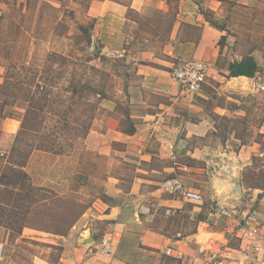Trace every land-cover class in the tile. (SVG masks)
I'll return each instance as SVG.
<instances>
[{"label":"crops","instance_id":"1","mask_svg":"<svg viewBox=\"0 0 264 264\" xmlns=\"http://www.w3.org/2000/svg\"><path fill=\"white\" fill-rule=\"evenodd\" d=\"M15 1L27 5L29 0H0V17ZM255 1L262 0H176L175 5L172 0H92L89 12L101 20V54L132 62L139 77H126L120 89L130 96L129 117L136 132L123 133L119 121L107 114L100 119L104 130L99 133L96 150L132 162L135 172L129 180L110 177L106 193L113 200L97 199L79 220L86 218L87 224L99 225L97 237L114 233V252L107 257L90 256L85 249L84 254L69 259V264H185L186 260L164 253L169 245L188 259L200 248L222 246L229 264L255 262L253 241L243 235L245 228L240 229L241 214L225 217L218 212L221 206L237 212L250 210L253 218L247 228L264 233V185L250 184L244 173L252 169L264 176V143L257 139L264 140V56L258 49L237 51L238 39L228 32L229 7ZM128 10L146 16L157 11L159 17L151 21L154 30L160 21H166L163 37L157 34L151 47L134 54L128 52L130 40L125 36L119 39L120 32L113 26L126 18ZM247 54H252L259 66L255 76H228L229 64ZM178 59H203L210 64L206 82L194 96L183 93L172 77ZM236 92L246 96L238 105L233 102ZM253 108L257 116L253 125L247 121L246 132L228 129V122L223 123L246 116ZM253 127L257 131L247 133ZM113 142L123 143L125 150H115ZM254 159L258 166L253 165ZM175 176L206 195L203 201H184L164 192L163 181ZM233 177L239 178L240 193L233 191ZM207 198L215 203L214 210L204 205Z\"/></svg>","mask_w":264,"mask_h":264},{"label":"rangeland","instance_id":"2","mask_svg":"<svg viewBox=\"0 0 264 264\" xmlns=\"http://www.w3.org/2000/svg\"><path fill=\"white\" fill-rule=\"evenodd\" d=\"M121 1L130 2V0ZM91 2L92 0H29L27 5L25 2H12L0 17V66L2 67L0 70L2 71L1 82H3L7 68L13 63L26 65L16 67V70L20 71L22 75L28 74V67L31 64L32 68L37 69L41 83L48 85L56 93L69 87L70 81L74 78L76 81L92 78L94 76L92 71H89L80 62L86 57L93 58L90 64L101 69V72L96 74L95 82L108 93L107 98L96 106L92 129L85 141L88 151L98 153L96 146L101 136L99 133L104 130L100 119L108 114L119 121V129L126 126L124 120L126 114H129L131 99L120 89L124 87L126 77L133 79L139 77L135 75L136 66L132 62L128 63L121 58L115 60L113 57H106L107 59L104 61L94 58L96 53L102 55L103 36H100L101 20L89 12ZM172 2L175 5L176 0H172ZM229 8L231 20L228 32L238 39L237 51L258 49L260 55L264 56V0L260 3L255 1L249 5L234 3ZM125 16V19L122 18L119 22H114L113 26L117 27L120 32L119 39L125 36V40L129 39L132 43L128 50L130 53H137L142 47H151L154 39L158 35L163 37L165 33V20L158 23L159 27L156 30L151 24L152 20L159 17L157 11L153 16H149V14L146 16L128 10ZM87 28L90 30V42H86ZM61 57L63 58L61 59ZM175 61L178 63L180 59ZM46 77L48 79L45 80ZM261 91L264 90L261 89ZM253 97L254 105H256L257 97ZM233 98V102L238 105L243 102L246 96L236 92ZM82 101H77L79 112L87 106V100L83 99ZM256 116L257 111L253 108L248 115H239L236 118L223 120V123L228 122V129L234 127L237 131L246 132L247 121L253 125ZM19 123H21L20 119L0 118V153H7L10 150L19 130L18 126L20 127ZM253 131H257L256 127L247 133L252 135ZM257 139L264 143L260 137ZM244 142L249 143L250 141L244 139ZM113 143L112 146L115 150H125L123 143L114 145ZM234 143L233 149L236 150L237 143ZM59 159L47 154L35 153L29 159L28 170L40 182L51 183L50 185L60 182L63 186V183H66L63 177L70 174V170L67 161ZM5 160L6 158L0 159V165L4 164ZM259 164L258 159H254L253 165L258 166ZM132 166V162H128L120 156L106 155L100 161L99 166L108 173L105 186L112 176L129 180L135 172ZM244 173L249 177L250 184L264 185L262 173L259 174L257 170L252 169H248ZM101 175L102 178L96 177L94 180L100 185L103 184L104 177L103 174ZM194 182L207 185L203 182ZM203 190L207 194V188ZM89 193L90 189L83 191L86 197H89ZM205 196L203 195L204 198ZM85 219L78 222L81 225V231L74 232L69 228L64 233H52L25 227L21 235L14 234L13 236L10 235L6 227L0 225V242L4 243V253L0 257V264H69V259H76L82 253L84 254L85 249L92 244L84 243L83 239L80 240L81 237H84L86 230L94 233L95 238H98L96 236L98 231L95 228H98L99 225L87 224ZM90 222H93V219H90Z\"/></svg>","mask_w":264,"mask_h":264},{"label":"trees","instance_id":"3","mask_svg":"<svg viewBox=\"0 0 264 264\" xmlns=\"http://www.w3.org/2000/svg\"><path fill=\"white\" fill-rule=\"evenodd\" d=\"M205 15L214 24L211 17L207 13ZM86 42H90L89 28L86 29ZM94 58L107 59L98 53ZM92 59L83 58L80 64L91 70L94 76L84 81L74 78L62 92L55 93L41 83L37 69L31 64L28 74L22 75L16 67L26 65L13 63L0 83V118L20 119L21 122L10 150L0 153V159L6 158L0 165V225L6 227L10 235H21L25 227L64 233L79 222L97 199L113 200L106 193L108 173L101 169L102 165L99 167L105 156L91 153L85 145L95 119L96 106L108 94L95 82L101 69L90 64ZM228 69V76L253 77L259 66L255 57L247 54L231 62ZM64 95L67 97L63 98ZM83 99L87 100V106L79 112L77 101ZM125 118L126 126L120 130L133 135L135 124L129 114ZM35 153L67 161L70 174L63 177L66 182L63 186L60 182L50 185L36 180L28 170L29 159ZM101 174L104 175L102 185L94 181L96 177L102 178ZM86 189H90L89 197L83 194ZM204 202V205L209 204L212 210L215 209L210 198Z\"/></svg>","mask_w":264,"mask_h":264},{"label":"built area","instance_id":"4","mask_svg":"<svg viewBox=\"0 0 264 264\" xmlns=\"http://www.w3.org/2000/svg\"><path fill=\"white\" fill-rule=\"evenodd\" d=\"M210 64L203 59H190L186 61H180L172 67V77L179 83L181 91L188 95H196L199 93L206 82ZM162 189L164 192L179 196L184 201L189 202H202L203 195L200 190L191 186L183 181L182 178L175 176L166 179L162 183ZM218 212L225 217H233L241 214L240 229L243 230V235L247 236L253 241L252 247L255 253V262L253 264H264V233L257 228H247L251 224L253 213L248 210L245 212H237L235 209H229L221 206L218 208ZM239 229V230H240ZM71 231L78 232L81 228L77 223L72 226ZM94 239V238H93ZM90 256H110L115 249L114 233L110 235H103L94 240V242L86 248ZM4 253V243H0V257ZM164 253L174 256L182 261L186 260L185 264H229L230 259L227 254V250L220 247H212L211 249H199L196 254L190 259L186 257V254L179 249L168 246L164 249ZM76 264H85L79 262Z\"/></svg>","mask_w":264,"mask_h":264},{"label":"water","instance_id":"5","mask_svg":"<svg viewBox=\"0 0 264 264\" xmlns=\"http://www.w3.org/2000/svg\"><path fill=\"white\" fill-rule=\"evenodd\" d=\"M233 182L236 184L233 191L234 193H240L241 192V186H240V181L238 177H233ZM84 243H93L94 239L89 230H86V233L84 237L82 238Z\"/></svg>","mask_w":264,"mask_h":264}]
</instances>
